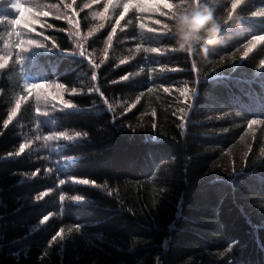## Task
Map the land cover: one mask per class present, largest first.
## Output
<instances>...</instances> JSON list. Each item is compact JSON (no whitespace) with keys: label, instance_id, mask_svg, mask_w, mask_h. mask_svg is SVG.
Returning <instances> with one entry per match:
<instances>
[{"label":"trees","instance_id":"trees-1","mask_svg":"<svg viewBox=\"0 0 264 264\" xmlns=\"http://www.w3.org/2000/svg\"><path fill=\"white\" fill-rule=\"evenodd\" d=\"M14 2L0 0V39L15 51L0 67V264H264V16L250 15L264 11V0L237 9L242 27L224 29L208 63L175 50L169 33L148 31L169 21L139 0L107 9L109 0H43L18 24ZM101 12L104 20L92 19ZM96 23L104 27L89 35ZM30 39L32 50L22 52ZM54 77L75 106L56 99L55 111L36 116L28 97L38 90L26 85ZM44 131L60 136L41 148L35 137ZM50 147L73 158L67 174ZM75 226L81 231L69 233Z\"/></svg>","mask_w":264,"mask_h":264},{"label":"clouds","instance_id":"clouds-1","mask_svg":"<svg viewBox=\"0 0 264 264\" xmlns=\"http://www.w3.org/2000/svg\"><path fill=\"white\" fill-rule=\"evenodd\" d=\"M249 0H169V6L164 7L160 6L163 9H166L165 15L168 18V23L163 24L161 28H150L148 31L152 32H167L171 35L174 40V48L178 51L187 52L189 55L200 52L203 54V60L205 63L209 61V53L214 51L216 46L221 45L223 43L222 33L226 27L232 28H240L242 27V22L246 18L245 14L242 12H238L237 9L243 5L248 3ZM17 5V9L20 13L19 17L16 19V23L20 22V18L25 16V14L35 15L37 10L44 8L46 5L43 3V0H25L24 3H21L20 0H15ZM120 0H109V4L105 5L107 9L109 5L113 8L118 7ZM28 4L29 6H25ZM52 7H57L56 5H52ZM125 10L128 9L129 5L127 3L123 4ZM138 8L140 6H137ZM150 11H155V9L151 6ZM157 12V11H156ZM48 13L45 12L44 15ZM123 15V13H121ZM250 15H260L264 16V11H253ZM91 17L95 20L97 17L100 20L105 19V13H92ZM132 21L129 20V24ZM103 23H96L91 26L89 35L91 32H95L96 30L103 28ZM140 29L147 28L146 24H140L138 26ZM115 29H113V32ZM50 39V38H48ZM83 39V37H81ZM133 39H137V37H133ZM140 39H143L141 36ZM112 40L111 33L108 36V43L110 44ZM35 40H27L26 43L29 48L22 49V52L27 51L33 46ZM22 43H24L22 41ZM41 45L42 41L39 42ZM53 47L58 48L59 46L55 44V41L52 42ZM137 50L143 48L145 52H151L157 50L154 47H147L141 43L135 45ZM51 50V49H49ZM95 51V50H94ZM104 53L107 54L108 49L105 48ZM124 51L132 52V49H126ZM80 55H84V52L81 51ZM113 55L119 59L120 63H124L128 56H125L123 52L117 55L116 52ZM103 62V61H102ZM0 67H3L0 64ZM93 79H95V73H93ZM53 87L52 81H44L36 84H27V89H37L35 92V103L37 105L43 106L45 108V114L50 111H55V105L52 103L57 99L59 95V90L64 89L65 85L61 83H56L55 88L57 91H52ZM42 90V91H39ZM76 89L73 88L72 92H75ZM91 91V89H89ZM101 95H103L101 93ZM60 102L65 107H74L70 101L64 100L61 97ZM51 105V107H48ZM18 106V105H17ZM36 110H41L40 107H37ZM79 133H77L78 135ZM60 134L53 131L49 132L46 135L36 136L35 139L42 140L44 143L40 145L41 148L47 146V142L56 141L59 138ZM66 139H69V135L64 134ZM31 143V141H29ZM25 147L24 144H21L20 148L23 150ZM51 215V213H49ZM47 216L43 218L41 223L47 220Z\"/></svg>","mask_w":264,"mask_h":264},{"label":"snow or ice","instance_id":"snow-or-ice-1","mask_svg":"<svg viewBox=\"0 0 264 264\" xmlns=\"http://www.w3.org/2000/svg\"><path fill=\"white\" fill-rule=\"evenodd\" d=\"M13 7L18 11V9H17V5H16L15 2H14V4H13ZM251 16H252V17H257L258 15H251ZM12 23H13V24H18V23H16V20L12 21ZM162 38H167V37L162 35ZM253 39H254V40H256V39H261V37H259V36H254ZM147 40L150 41V40H151V37H150V36L147 37ZM154 48H156L157 50H155V51H151V52H149V53H159V52H161V51H166V49H165V50H162L161 48H158V47H154ZM261 63L264 64V61H261ZM96 67H99V65H96ZM193 67H195V65H193ZM174 70H175V69H174ZM143 71H144V69L141 68V69H140V72H143ZM150 71H151V69H150ZM165 72H166V69H165V68H161V69L159 70L158 75L164 74ZM131 75H132V76H136V75H138V73H132ZM92 78H93V77H92ZM95 78H96V77H95ZM127 78H128V77H121L120 79H121V80H125V79H127ZM113 83H115V81H114ZM159 87L162 88L163 91L166 92V93L169 91V88H168V87H165L163 84L159 85ZM89 89H91V91H95V92L100 93V95H101V93H102V92H100V89H99V88H94V89H93V88H89ZM89 89H88V90H89ZM185 89H186L185 93H182V94H185V95L187 96L188 93H187L186 84H185ZM149 91H151V90H149ZM191 92L194 93V92H195V89H194V88L191 89ZM102 94H103V93H102ZM104 103H107V100H105ZM108 106H109L110 108L112 107V105H110V104H109ZM13 111H15V110H13ZM180 111H181V112H184L183 109H181ZM5 123H7V121H5ZM249 123H250V124H251V123H255V121H249ZM180 127L183 128L184 125L181 124ZM77 133H79V134L77 135ZM81 135H83V136H87L88 133H87V132H84V133L76 132V133H75V137H80ZM69 137H71V138H69V139H65V140H66V141H73V140H74V136L69 135ZM20 146H21V145H20ZM66 159H67V160H72L73 158H72V157H68V158H66ZM59 165H60V164H57V166H59ZM31 175L34 176L35 173H32ZM84 181H87V183H85V184L90 183V181H88V180H84ZM84 181H83V183H84ZM59 183H60L61 185H63V184H65V180L61 179V180L59 181ZM97 187H100V185H97ZM104 187L106 188V185H105ZM49 191H51V190H49ZM61 199L63 200L64 197L61 198ZM71 199H72V200H75V201H81V200H83L84 198H83L82 196H74V197H71ZM51 215H52V214H51ZM49 216H50V215H49ZM47 219H48V218H47ZM73 230H75L76 232H80V231H81L79 226H75L74 229H73V228H69V229H68V232L71 233V232H73ZM58 236H60V233H59V232H57L56 235H54V236L51 237V240L49 241V244H51L52 241H55V240L57 239ZM229 247H231V246H229Z\"/></svg>","mask_w":264,"mask_h":264},{"label":"rangeland","instance_id":"rangeland-1","mask_svg":"<svg viewBox=\"0 0 264 264\" xmlns=\"http://www.w3.org/2000/svg\"><path fill=\"white\" fill-rule=\"evenodd\" d=\"M160 2H158L157 3V0H154V1H152V0H139V2H137V4L139 5V6H141V8L144 10V11H148V9L152 6L157 12H155V13H157V15H161V16H165L166 14H165V11H167L166 9H163V8H161L160 6L162 5V6H164V7H168L169 6V0H159ZM65 16L67 17V15L65 14ZM168 19L166 18V21H167ZM38 23V22H37ZM156 23H159L158 21H156ZM34 25H36V23L32 20V19H26L25 21H24V24H23V26H26L27 28H28V30H32L33 29V26ZM235 31H237V32H239L238 30H235ZM33 46H34V43H33ZM27 47H29V46H27ZM252 47V46H251ZM32 49H30V51H31ZM185 88H184V92H185ZM230 91V90H229ZM183 94L181 93L180 94V96H182ZM188 100V95L186 96L185 94H184V100H183V104H185L186 103V101ZM184 106H186V108H187V105H184ZM187 111V110H186ZM190 112V109L187 111V115L186 116H189V113ZM80 203H82V202H85L84 200H81V201H79Z\"/></svg>","mask_w":264,"mask_h":264}]
</instances>
